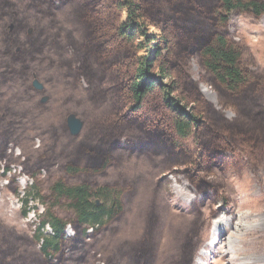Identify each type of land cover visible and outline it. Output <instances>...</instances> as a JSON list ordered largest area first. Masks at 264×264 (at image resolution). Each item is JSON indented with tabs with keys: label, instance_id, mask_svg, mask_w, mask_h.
Listing matches in <instances>:
<instances>
[{
	"label": "trees",
	"instance_id": "obj_1",
	"mask_svg": "<svg viewBox=\"0 0 264 264\" xmlns=\"http://www.w3.org/2000/svg\"><path fill=\"white\" fill-rule=\"evenodd\" d=\"M234 11L259 19L264 0H0V164L4 176L19 164L46 184L33 236L0 223V264H93L139 191L135 181L106 182L108 170L138 159L200 196L184 209L191 218L169 227L162 263L193 264L208 215L231 209L225 173L264 163V68L230 33ZM33 71L59 95L40 104ZM50 106L56 116L43 121ZM72 112L84 119L76 137L65 122ZM7 187L19 193L15 176ZM151 190L133 213L139 236L119 239L103 264H158L170 203L157 182Z\"/></svg>",
	"mask_w": 264,
	"mask_h": 264
},
{
	"label": "rangeland",
	"instance_id": "obj_2",
	"mask_svg": "<svg viewBox=\"0 0 264 264\" xmlns=\"http://www.w3.org/2000/svg\"><path fill=\"white\" fill-rule=\"evenodd\" d=\"M10 24L12 25V23ZM9 25L7 28L8 31H11L12 29L9 30ZM29 28L34 29L32 26ZM229 30L235 39L244 42L247 50L255 58L256 63L264 68V16L257 19L240 12H231L229 15ZM146 35L148 37H159L160 33L154 27H148ZM140 41L145 44L142 38ZM145 53H148V51L143 48L140 54ZM192 70L196 72L195 65H193ZM33 72L44 87L42 91H37L32 87L35 91L42 92L38 94L40 95L38 98L40 104H45L49 99L59 95L57 93L51 96L48 91V83H45L42 79L40 80L36 71ZM202 89H205V94L209 98L213 97L215 99V93L210 87L201 84V92ZM43 96L48 98L46 102L41 103L40 99ZM53 109L54 107L52 108V106L47 108L46 114L42 116L43 121L55 118L56 114ZM227 114L231 116L229 113ZM79 117L84 121L81 116ZM42 143L41 139L36 138L32 148H40ZM10 147L14 156H22V148L20 146L10 145ZM4 172L5 169L0 164V223L13 226L19 232L33 236L34 230L38 225L39 216L44 211V205L36 200L37 192L43 191L46 187L43 181L44 176L43 174L38 176L36 182L22 172L19 164L11 165L10 172L6 176H4ZM11 176H15L18 182L19 193L16 195L11 193L7 187L8 179ZM225 179L231 190L230 198L233 201L231 209L225 213L220 212L215 216H209L206 211L208 220L199 236V245L197 250L194 251L193 264H264V163L258 167L257 171L245 169L240 176L228 170L225 173ZM122 180L135 181L139 186V191L132 201V211H127L126 219L119 223L118 232L111 234V230L108 228L105 235L101 237L98 245L100 251L93 264H103V257L119 239L139 236L141 224L135 220L133 213L137 207L143 205L145 197L152 191L154 182L162 186L163 194L170 203V209L164 215V227L159 250L158 264H162L165 255L169 251L171 242L169 227L184 225L191 218L184 209L189 207L192 202H197L200 196L190 188L189 183L181 175L172 176L166 171L158 172L157 170H152L146 159L131 160L123 163L117 169L110 168L108 170L106 182L115 181L119 183ZM33 185L34 188L29 191V201L26 206L27 214H23L22 199L26 196L29 187ZM176 190L190 197V200H183L182 197L176 194ZM217 207L220 208L221 204H218ZM62 213L63 211L59 210L61 216ZM213 221H216L218 225V231L214 238L215 243L212 246L203 248L204 243L210 237L209 232ZM44 232L50 233V228L46 226ZM65 233L68 236L72 235L69 226H66ZM225 243V248H222ZM200 249L205 250V254L201 258H196Z\"/></svg>",
	"mask_w": 264,
	"mask_h": 264
},
{
	"label": "water",
	"instance_id": "obj_3",
	"mask_svg": "<svg viewBox=\"0 0 264 264\" xmlns=\"http://www.w3.org/2000/svg\"><path fill=\"white\" fill-rule=\"evenodd\" d=\"M12 29V25H9V30ZM32 32V28H29L27 30V33L30 34ZM18 50V48L16 49V51ZM31 85L32 87L37 90V91H42L44 89L42 83L38 80L36 74L33 72L32 73V81H31ZM48 97L43 96L40 99L41 103L46 102ZM84 125V121L77 116L75 113H69L66 117V127L68 129V132L71 136L76 137L80 134L82 128ZM96 205H98V201L96 200Z\"/></svg>",
	"mask_w": 264,
	"mask_h": 264
},
{
	"label": "bare ground",
	"instance_id": "obj_4",
	"mask_svg": "<svg viewBox=\"0 0 264 264\" xmlns=\"http://www.w3.org/2000/svg\"><path fill=\"white\" fill-rule=\"evenodd\" d=\"M204 90H205V89H202V92H203V94L205 95V97L208 98L211 102L216 103V100H215L213 97H212V98H211V97L209 98V97L205 94V91H204ZM23 181H24V180H23ZM176 194L179 195L180 197H182L183 200H185V201H189V200H190V197H188L187 195H185V194H183V193H180L178 190H176ZM217 231H218V225H217L216 221H213V223L211 224L210 232H209L210 237H209L208 241L204 243L203 248H206V247H208V246H212V245H214V243H215V242H214V238H215V234H216ZM231 237H232V236H231ZM233 238H234V237H233ZM233 238H231V239H233ZM228 244H229V242H228ZM225 245H226V243L223 244L222 248H225V247H224ZM204 254H205V250L200 249V250L197 252L196 258H201V257H203Z\"/></svg>",
	"mask_w": 264,
	"mask_h": 264
},
{
	"label": "flooded vegetation",
	"instance_id": "obj_5",
	"mask_svg": "<svg viewBox=\"0 0 264 264\" xmlns=\"http://www.w3.org/2000/svg\"><path fill=\"white\" fill-rule=\"evenodd\" d=\"M205 97V96H204ZM206 98V97H205ZM208 100V99H207ZM215 100H216V98H215ZM211 102V101H210ZM213 103V102H212ZM214 104V103H213ZM216 104H217V101H216ZM216 104H214L215 106H216ZM227 113H229L230 114V112H227Z\"/></svg>",
	"mask_w": 264,
	"mask_h": 264
}]
</instances>
